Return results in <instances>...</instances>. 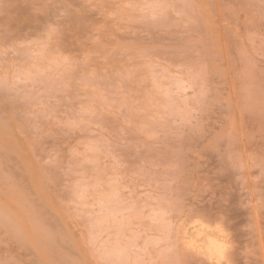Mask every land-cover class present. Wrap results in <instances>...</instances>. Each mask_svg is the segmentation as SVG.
Returning <instances> with one entry per match:
<instances>
[{"label":"rangeland","instance_id":"rangeland-1","mask_svg":"<svg viewBox=\"0 0 264 264\" xmlns=\"http://www.w3.org/2000/svg\"><path fill=\"white\" fill-rule=\"evenodd\" d=\"M264 264V0H0V264Z\"/></svg>","mask_w":264,"mask_h":264},{"label":"clouds","instance_id":"clouds-1","mask_svg":"<svg viewBox=\"0 0 264 264\" xmlns=\"http://www.w3.org/2000/svg\"><path fill=\"white\" fill-rule=\"evenodd\" d=\"M185 236L187 251L207 257L210 264H226L230 245L221 223L209 224L197 219L189 225Z\"/></svg>","mask_w":264,"mask_h":264}]
</instances>
